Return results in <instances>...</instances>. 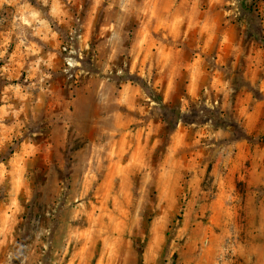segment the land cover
Masks as SVG:
<instances>
[{
    "label": "rangeland",
    "instance_id": "1",
    "mask_svg": "<svg viewBox=\"0 0 264 264\" xmlns=\"http://www.w3.org/2000/svg\"><path fill=\"white\" fill-rule=\"evenodd\" d=\"M0 264H264V0H0Z\"/></svg>",
    "mask_w": 264,
    "mask_h": 264
},
{
    "label": "trees",
    "instance_id": "2",
    "mask_svg": "<svg viewBox=\"0 0 264 264\" xmlns=\"http://www.w3.org/2000/svg\"><path fill=\"white\" fill-rule=\"evenodd\" d=\"M254 3H252L251 5H250V7H249V10H250V14H251V17H252V21L254 22H258V20L260 19V16H259V14H258V10H257V4L255 3V2H257V1H253ZM260 21V20H259ZM134 81V80H133ZM136 81V80H135ZM136 82H138L141 86H143L145 89H149V90H151V87L147 84V83H145L144 81H142L141 80V82L140 81H136ZM153 97H155V95L153 94ZM155 98H157L158 100H159V102L161 103L162 102V99H161V97H155Z\"/></svg>",
    "mask_w": 264,
    "mask_h": 264
},
{
    "label": "built area",
    "instance_id": "3",
    "mask_svg": "<svg viewBox=\"0 0 264 264\" xmlns=\"http://www.w3.org/2000/svg\"><path fill=\"white\" fill-rule=\"evenodd\" d=\"M65 51H68V47L64 48ZM69 66H72V62H68Z\"/></svg>",
    "mask_w": 264,
    "mask_h": 264
}]
</instances>
